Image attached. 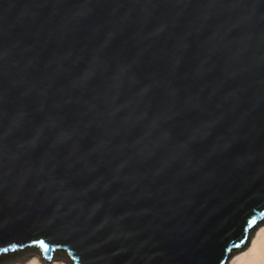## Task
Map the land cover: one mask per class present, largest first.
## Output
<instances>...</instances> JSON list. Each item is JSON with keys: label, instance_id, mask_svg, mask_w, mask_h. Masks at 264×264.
Masks as SVG:
<instances>
[{"label": "water", "instance_id": "95a60500", "mask_svg": "<svg viewBox=\"0 0 264 264\" xmlns=\"http://www.w3.org/2000/svg\"><path fill=\"white\" fill-rule=\"evenodd\" d=\"M262 223L264 0H0V262L226 264Z\"/></svg>", "mask_w": 264, "mask_h": 264}, {"label": "bare ground", "instance_id": "6f19581e", "mask_svg": "<svg viewBox=\"0 0 264 264\" xmlns=\"http://www.w3.org/2000/svg\"><path fill=\"white\" fill-rule=\"evenodd\" d=\"M251 237L249 244L230 256L226 264H264V223L253 231ZM41 258L40 254L32 250L16 257L14 260L1 262L0 264H46ZM51 262V264H70L60 255L53 256Z\"/></svg>", "mask_w": 264, "mask_h": 264}, {"label": "rangeland", "instance_id": "374dc122", "mask_svg": "<svg viewBox=\"0 0 264 264\" xmlns=\"http://www.w3.org/2000/svg\"><path fill=\"white\" fill-rule=\"evenodd\" d=\"M251 238H253V237H251ZM251 240V239H250ZM29 251H31V250H29ZM26 254V253H25ZM23 255V254H22ZM19 256H21V255H19ZM16 257H18V256H16ZM16 257H12V258H4L1 262H6V261H10V260H14ZM0 262V263H1ZM52 263V262H51ZM50 263V264H51Z\"/></svg>", "mask_w": 264, "mask_h": 264}, {"label": "snow or ice", "instance_id": "6c2138e0", "mask_svg": "<svg viewBox=\"0 0 264 264\" xmlns=\"http://www.w3.org/2000/svg\"><path fill=\"white\" fill-rule=\"evenodd\" d=\"M5 251H7V249H4Z\"/></svg>", "mask_w": 264, "mask_h": 264}]
</instances>
